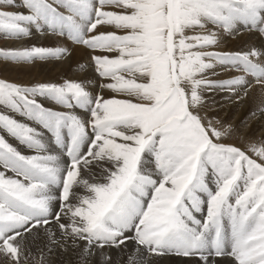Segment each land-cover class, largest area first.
<instances>
[{
  "label": "snow or ice",
  "instance_id": "6c2138e0",
  "mask_svg": "<svg viewBox=\"0 0 264 264\" xmlns=\"http://www.w3.org/2000/svg\"><path fill=\"white\" fill-rule=\"evenodd\" d=\"M0 41V264H264V0H0Z\"/></svg>",
  "mask_w": 264,
  "mask_h": 264
},
{
  "label": "bare ground",
  "instance_id": "6f19581e",
  "mask_svg": "<svg viewBox=\"0 0 264 264\" xmlns=\"http://www.w3.org/2000/svg\"><path fill=\"white\" fill-rule=\"evenodd\" d=\"M41 41H37L40 43ZM46 43V42H45ZM242 40L233 39L229 37L224 42V47L227 49H234L236 47L241 46ZM82 53L77 52L73 55L71 62H49L44 65L38 64L36 67L32 68L30 72H11L6 73L8 78L18 81L27 82L30 79H38V80H55L64 76H72L75 72L76 64L75 61L80 60ZM219 99V97H217ZM249 106H244L241 108H229L225 107L223 111L219 112V116L224 118H231L235 121L242 120L248 114ZM253 129L257 127L255 123L252 125ZM164 264H175V261L169 260L165 258Z\"/></svg>",
  "mask_w": 264,
  "mask_h": 264
},
{
  "label": "rangeland",
  "instance_id": "374dc122",
  "mask_svg": "<svg viewBox=\"0 0 264 264\" xmlns=\"http://www.w3.org/2000/svg\"><path fill=\"white\" fill-rule=\"evenodd\" d=\"M0 43H2V41H0ZM10 79V78H9Z\"/></svg>",
  "mask_w": 264,
  "mask_h": 264
}]
</instances>
